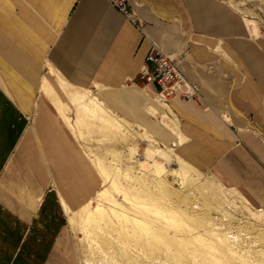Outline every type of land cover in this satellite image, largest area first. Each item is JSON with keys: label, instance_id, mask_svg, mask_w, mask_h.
<instances>
[{"label": "crops", "instance_id": "0c3cea01", "mask_svg": "<svg viewBox=\"0 0 264 264\" xmlns=\"http://www.w3.org/2000/svg\"><path fill=\"white\" fill-rule=\"evenodd\" d=\"M129 9L135 21L108 0H0V264H71L70 211L103 183L58 108L76 126L70 85L264 210V34L228 0ZM154 46L199 99L164 101L142 78Z\"/></svg>", "mask_w": 264, "mask_h": 264}, {"label": "rangeland", "instance_id": "374dc122", "mask_svg": "<svg viewBox=\"0 0 264 264\" xmlns=\"http://www.w3.org/2000/svg\"><path fill=\"white\" fill-rule=\"evenodd\" d=\"M245 1L231 3L246 16L254 33L264 34V12ZM67 89L77 101V127L65 114L64 107L58 105V108L74 133L81 136L89 163L98 168L103 177L97 193L81 207L70 211L66 227L68 241L64 248L70 255L71 264H136L130 257L143 264H264L263 209L250 203L238 190L223 184L214 172L192 169L177 157L170 145L152 139L142 127L114 117L101 105L92 107L90 99L96 100L92 93L71 85ZM94 117H99L96 122L92 119ZM143 145H155L163 153L156 157L151 153L143 154L140 152ZM98 159L107 175L100 170ZM175 171H178V177L174 175ZM188 178L190 181H187ZM157 183L170 191L163 199L157 195ZM105 192L108 195L103 199L100 195ZM125 195L132 200L130 203L125 200ZM113 202L120 205L119 210L125 211L130 218L136 216L132 219L149 224L148 237H153L156 230L161 229L164 236L159 241L160 245L166 243L165 236L175 239L170 250L173 254L182 253L181 258L171 256L167 249L163 256L148 257L151 254L143 253L137 246L124 244V233L130 238L133 229L128 230L130 233H122V221L113 217L111 221H115L112 222L115 227H103L105 232L97 231L99 239L94 237L89 232L88 221L77 214H83L85 210L93 213L99 204L112 216ZM137 202H143L142 206H137ZM153 206L164 215L148 211ZM97 214L94 212V217H98ZM176 216L182 224L180 227L175 226L170 218ZM214 234L218 235L217 241L213 240L216 237ZM104 238L108 240L107 245L102 244ZM207 242L214 245L209 247Z\"/></svg>", "mask_w": 264, "mask_h": 264}, {"label": "bare ground", "instance_id": "6f19581e", "mask_svg": "<svg viewBox=\"0 0 264 264\" xmlns=\"http://www.w3.org/2000/svg\"><path fill=\"white\" fill-rule=\"evenodd\" d=\"M231 1H233V2H235V0H231ZM230 1V2H231ZM236 3V2H235ZM245 3H251V4H253L254 5V7H257V8H259V10L261 11H263L264 12V4L260 1V0H247V2L245 1ZM238 4H239V2H238ZM88 92V91H87ZM87 94H90V93H87ZM50 98V97H49ZM160 98V97H159ZM51 101V100H50ZM90 102L93 104H90L92 107H94V108H97L96 107V105H99L100 106V104L95 100V102L92 100V99H90ZM95 115H98V114H95ZM97 118H99V117H97ZM97 118H92L95 122H96V120L95 119H97ZM94 121L92 122V124H94ZM109 123V122H108ZM97 124V123H96ZM95 124V125H96ZM139 152V151H138ZM140 152L141 153H143V154H152V155H154L155 157L156 156H159V155H161V153H163V151H161V150H159L155 145H143V146H141L140 147ZM167 153V152H166ZM98 162H99V164H100V170L105 174V175H107L108 173H107V171H106V169H105V167L103 166V165H101V161H100V159H98ZM145 172V171H144ZM178 171H175V176H177L178 177ZM147 175V173H145V176ZM143 176V175H142ZM149 177V176H148ZM146 179V178H145ZM187 181H190V178H188V180ZM155 187H156V189H158V191H159V194H157L158 196H160V198L161 199H163V198H165L167 195L166 194H168V193H170V191L168 190V189H165V187L164 186H160V183H157V184H155ZM190 187H188V189H189ZM166 193V194H165ZM152 194V193H151ZM108 195V193H104V194H101L100 195V197H102L103 199L106 197ZM148 195H149V192H148ZM166 195V196H165ZM125 197H126V199L125 200H127L128 202L129 201H132L131 199H129V197H128V195H125ZM153 198H154V196H153ZM155 199H157V198H155ZM155 199H150V200H155ZM138 200V199H137ZM143 201V200H142ZM162 201V200H161ZM143 202H145V201H143ZM143 202H137V203H135L137 206H142V203ZM130 203V202H129ZM154 203V202H153ZM145 204H147V203H145ZM155 204V203H154ZM156 204H157V201H156ZM144 205V204H143ZM149 205V204H148ZM136 206V207H137ZM104 206L103 205H99V204H97L96 205V209H95V211H93V213H92V211H86L85 210V213L83 212V214H84V216H83V214H77V215H79V216H82L83 218H84V220H86V221H88V224H89V232H91V233H93V235H94V237H96V238H98L99 239V235L97 234V231H99V230H101V231H104L105 232V229L103 228V227H107L108 225L110 226V225H112V222L114 221H111V219H112V217H113V219L114 218H116V219H118L119 221H122L120 224H123L122 225V233H124V232H126L127 233V231L130 229H133V233L131 234L129 231V236H130V238L128 237V236H125V233H124V239L123 240H125V242L126 243H124V244H130V245H128V246H137L136 248H139L143 253H145V254H151L150 256H148V257H152V256H163L162 254H164L165 253V249H167L166 251L168 252V253H170L171 254V256H174V257H176L177 259H179V258H181V256H182V253H179V254H173V252H171V248L173 247V243L175 242V239H168L167 238V236H165V238H166V243L164 244V245H160L161 243L159 242L160 240H162L163 239V236H164V234H162L160 231H162L161 229H158V231L156 230V233H154L153 234V237H148L147 236V232L149 231V227H148V225L149 224H146V223H144V221H142V220H138V219H132V218H135L134 216L132 217V218H130L131 216H128L127 214H126V212L125 211H123V210H119V208H121V206L120 205H116L114 202L112 203V206H111V214H112V216H110V214H108V212L107 211H105V209L103 208ZM88 208V207H87ZM150 209L148 210V211H150L151 213H154L155 215H160V216H162V215H164V212H161V210H159L158 209V207H156V206H153V207H149ZM86 209V208H85ZM138 209V208H137ZM83 210V209H82ZM81 210V211H82ZM80 212V211H79ZM94 212L95 213H98L97 215H99L98 217H99V219H98V217H94ZM128 213V212H127ZM171 214L173 215V212H171ZM81 217V218H82ZM165 217H167V216H165ZM171 218V220L175 223H173L175 226H178L179 225V227H180V225H182L181 224V222L179 221V219H177V216L176 217H174V218H172V217H170ZM73 219V218H72ZM75 219V218H74ZM76 220V219H75ZM75 220H73V221H75ZM77 220H78V218H77ZM80 220V219H79ZM72 221V220H71ZM72 221V222H73ZM82 221V220H81ZM115 222V221H114ZM75 223V222H74ZM76 224V223H75ZM113 225H115V223H113ZM112 225V226H113ZM109 226H108V228H109ZM150 226V225H149ZM78 227V226H77ZM79 227H81L80 225H79ZM113 227H115V226H113ZM112 227V228H113ZM114 229V228H113ZM115 229H117V228H115ZM80 230V229H79ZM118 230V229H117ZM116 231V230H115ZM119 231V230H118ZM121 231H119V232H121ZM218 232V231H217ZM108 233H109V231H108ZM215 235V234H214ZM120 236H122V234L120 235ZM216 237H214L213 238V240H216L217 241V237H218V235H215ZM128 237V238H127ZM122 237H120V239H121ZM122 240V241H123ZM107 242H108V240L106 239V238H104V240H103V243L102 244H104V243H106V245H107ZM135 244V245H131V244ZM223 243L225 244V242L223 241ZM214 245V243H212V242H207V246H209V247H212ZM109 246V245H108ZM109 248V247H108ZM150 251V252H149ZM231 255H229V257H230ZM130 259L133 261V262H135L136 264H140L141 262H136L134 259H132L131 257H130ZM163 262V261H162ZM141 264H143V263H141Z\"/></svg>", "mask_w": 264, "mask_h": 264}, {"label": "built area", "instance_id": "2783aa9c", "mask_svg": "<svg viewBox=\"0 0 264 264\" xmlns=\"http://www.w3.org/2000/svg\"><path fill=\"white\" fill-rule=\"evenodd\" d=\"M122 13L135 21L134 13L129 9L130 0H108ZM148 62L154 64L153 69H146L142 78L146 82H156L160 86L159 97L168 101L173 97L181 100L199 99V86L186 78L182 70L175 64V60L154 46L147 57Z\"/></svg>", "mask_w": 264, "mask_h": 264}]
</instances>
